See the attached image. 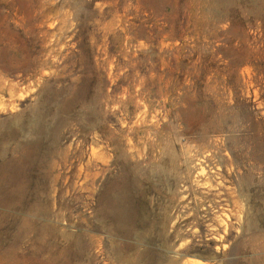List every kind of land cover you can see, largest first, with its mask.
<instances>
[{
	"label": "rangeland",
	"instance_id": "1",
	"mask_svg": "<svg viewBox=\"0 0 264 264\" xmlns=\"http://www.w3.org/2000/svg\"><path fill=\"white\" fill-rule=\"evenodd\" d=\"M21 112L48 127L29 166V231L0 215V264H264V0H0V119ZM149 127L172 163L156 150L138 162L154 222L137 228L149 239H120L97 215L120 174L109 137L143 156Z\"/></svg>",
	"mask_w": 264,
	"mask_h": 264
},
{
	"label": "bare ground",
	"instance_id": "2",
	"mask_svg": "<svg viewBox=\"0 0 264 264\" xmlns=\"http://www.w3.org/2000/svg\"><path fill=\"white\" fill-rule=\"evenodd\" d=\"M105 9V8H104ZM54 21V20H53ZM50 23V21H49ZM49 25V24H48ZM72 36V35H71ZM72 44V43H71ZM51 57V56H50ZM64 57V56H63ZM51 59V58H50ZM56 60V59H55ZM54 60V61H55ZM59 61V60H57ZM64 61V60H63ZM71 61V60H70ZM73 63V62H72ZM108 63V62H107ZM111 63V62H109ZM81 64V63H80ZM79 64V65H80ZM126 64V63H125ZM72 65V64H71ZM77 65V66H79ZM132 65V64H131ZM65 66V65H64ZM126 67V66H125ZM42 70V69H41ZM140 70V69H139ZM142 71V70H141ZM121 72V71H120ZM159 72V71H158ZM79 73V72H78ZM90 73V72H88ZM43 74V73H42ZM81 74V73H80ZM160 74V73H159ZM158 74V75H159ZM111 75V74H110ZM157 75V74H156ZM77 76V75H76ZM157 77V76H156ZM52 78V77H51ZM149 78V77H148ZM110 79V78H109ZM127 79V78H126ZM50 80V78H49ZM74 80V78H73ZM115 80V79H114ZM138 80V78H137ZM151 80V79H150ZM149 80V81H150ZM155 80V79H154ZM165 80V79H164ZM146 81V80H145ZM166 81V80H165ZM165 81H162L165 82ZM116 82V81H115ZM151 82V81H150ZM157 82V81H156ZM152 83V82H151ZM150 83V85H151ZM154 83V82H153ZM152 83V84H153ZM77 84V83H76ZM227 84V83H226ZM75 85V84H74ZM107 85V84H106ZM124 85V84H123ZM119 86V85H118ZM117 86V87H118ZM136 86V85H135ZM158 86V85H157ZM165 86V85H164ZM73 87V86H72ZM113 87V86H112ZM150 87V86H149ZM163 87V86H162ZM166 87V86H165ZM137 88V86H136ZM135 88V89H136ZM148 88V87H147ZM134 89V88H133ZM160 89V88H159ZM120 90V88H119ZM118 90V91H119ZM123 90V89H122ZM126 90V89H125ZM156 90V89H155ZM158 90V89H157ZM163 90V88H162ZM166 90V89H165ZM183 90V89H182ZM169 92V90L167 89ZM227 91V90H226ZM136 92V91H135ZM155 92V91H154ZM159 93L161 91H158ZM185 92V91H183ZM187 92V91H186ZM64 93V92H63ZM121 93V92H120ZM119 93V94H120ZM165 93V91H164ZM58 95V94H57ZM158 95V94H157ZM165 95V94H164ZM178 95V94H177ZM163 96V95H162ZM222 96V95H221ZM39 97V96H38ZM156 98V97H155ZM158 98V97H157ZM230 98V97H229ZM171 99V98H170ZM229 100V99H228ZM153 101V100H151ZM155 101V100H154ZM139 102V101H138ZM231 102V100H230ZM242 102V101H241ZM38 103V102H37ZM48 103V102H47ZM129 104V103H127ZM185 105V104H184ZM46 106V105H45ZM129 106V105H128ZM114 107V106H113ZM111 108V107H110ZM129 108V107H128ZM81 109V108H79ZM202 109V108H201ZM15 110V109H14ZM70 112V111H69ZM68 112V114H69ZM118 112V111H117ZM129 112V111H128ZM62 114V113H61ZM75 114V113H74ZM131 114V113H129ZM147 114V110L144 111L143 117ZM179 114V113H178ZM40 115V114H39ZM47 115V114H46ZM77 115V114H76ZM41 117V116H40ZM44 117V116H43ZM142 117V119H143ZM112 118V117H111ZM117 118V117H116ZM118 119V118H117ZM116 119V120H117ZM46 120V119H45ZM41 121V120H40ZM40 121H35V118L29 116V112H21L18 114L10 115L7 118L0 119V207L3 208V212L0 211V215L3 218L6 215V212H12L17 217V222L19 223V231L25 233L29 231V166L41 165V161L38 160L39 156L35 158L40 152H38L41 146V138H43V133L47 131L41 124ZM56 121V120H55ZM59 122V121H58ZM89 122V121H88ZM163 122V121H162ZM247 122V121H246ZM245 122V123H246ZM57 123V122H56ZM63 123V122H62ZM153 124V123H152ZM258 124V123H257ZM108 125V124H107ZM255 125V124H254ZM52 126V125H51ZM56 126V125H55ZM114 126V125H113ZM123 126V125H122ZM161 126V125H160ZM174 126V125H173ZM250 126V125H249ZM53 127V126H52ZM62 127V125H61ZM64 127V126H63ZM60 128V127H59ZM182 128V127H181ZM229 128V127H228ZM258 128V127H257ZM52 129V128H51ZM158 127L152 129L149 127L147 130L142 131L146 133L147 139L141 136L142 144L144 150V155H138L132 150H126V148L119 146L116 143L115 139L109 137L110 144L112 145L111 151L113 155V162L120 166V174L116 177L113 176L104 182L102 189L97 194V215L104 218V221L108 222L110 225L107 226L106 230L120 239L123 237H131L133 239H149L146 237L144 231L139 232L137 228H146L147 226L151 227L154 221L150 217L151 213L148 207L146 193L144 190L139 188V175H142L138 167V162L143 160L144 156H148L151 151L156 150V155L154 156L157 163H165L171 166V155L172 153L167 151L165 144L162 143V137L157 134ZM113 130V129H112ZM181 130V129H180ZM183 130V129H182ZM185 131V130H183ZM182 131V132H183ZM77 132V131H76ZM138 132L137 128H131L128 132L132 134ZM172 132V131H171ZM254 132V131H253ZM48 133V132H47ZM37 135L34 140H29V135ZM256 134V133H255ZM54 135V136H52ZM52 140L50 144H46L45 152L52 153L54 155L57 145L58 132L52 134ZM172 135V134H171ZM250 135V134H249ZM173 136V135H172ZM144 138V140H143ZM186 139V137H184ZM95 139V137H94ZM179 139V138H178ZM259 139V138H258ZM172 140V139H171ZM176 140V139H175ZM197 140V139H196ZM249 140V139H248ZM252 140V139H251ZM79 141V139H78ZM157 141V142H156ZM49 142V139L46 141ZM173 142V141H172ZM180 142V141H179ZM252 142V141H251ZM65 143V142H64ZM174 144V143H173ZM76 145V144H74ZM255 145V144H254ZM66 146V145H65ZM130 146V145H129ZM212 146V145H211ZM220 146V145H219ZM59 147V146H58ZM63 147V146H62ZM86 148V147H85ZM44 149V148H43ZM74 149V148H73ZM207 149V148H206ZM66 149L63 148L61 153H65ZM103 150V149H102ZM59 153V151L57 152ZM128 153V154H127ZM108 154V153H107ZM60 155V153H59ZM129 155V156H128ZM226 155V154H225ZM58 156V155H57ZM183 156V155H182ZM198 156V155H197ZM41 157V156H40ZM128 157V158H127ZM130 159L131 162L128 161ZM139 157V158H138ZM225 157V156H224ZM62 160L66 159V155L62 154ZM94 158V157H93ZM97 158V157H95ZM138 158V159H136ZM182 158V157H181ZM52 159V157H51ZM76 159V158H75ZM79 160V159H77ZM54 161V159H53ZM92 162V161H91ZM77 163V162H76ZM180 163V161H179ZM54 164V162H53ZM64 164V163H63ZM79 164V163H78ZM106 164V163H105ZM197 164V163H196ZM200 165L199 163L197 166ZM35 166V165H34ZM93 166V165H92ZM108 166V165H107ZM183 166V165H182ZM67 167V166H66ZM94 167V166H93ZM102 167V166H101ZM91 168V167H90ZM100 168V167H99ZM118 168V167H117ZM191 168V167H190ZM233 168V167H231ZM46 169V168H45ZM50 169L52 166L50 165ZM76 169V168H75ZM93 169V168H92ZM96 169V168H95ZM101 169V168H100ZM135 169L137 171H135ZM160 169V168H159ZM180 169V168H179ZM201 172L203 168L199 166ZM102 170V169H101ZM205 170V169H204ZM103 171V170H102ZM215 171V170H214ZM217 171V170H216ZM260 171V170H259ZM55 172V171H54ZM110 172V171H109ZM162 176L167 182L171 178L172 184L177 182V176L169 174L167 177L164 170L160 171ZM198 172V171H197ZM189 173V172H188ZM218 173V172H217ZM87 174V173H86ZM85 174V175H86ZM171 174V175H170ZM196 174V173H195ZM101 175V174H100ZM51 176V175H50ZM143 176H147V173L144 172ZM183 176V175H182ZM56 177V176H54ZM80 177V176H79ZM83 177V176H82ZM93 177V176H92ZM188 177V176H187ZM251 177V176H250ZM53 178V177H52ZM60 179V178H59ZM219 179V178H218ZM35 180V179H34ZM33 180V181H34ZM68 181V180H66ZM79 181V180H78ZM226 181V180H225ZM155 182V181H154ZM63 183V182H62ZM75 183V182H73ZM78 183V182H77ZM84 184V183H83ZM138 184V185H137ZM158 184V183H157ZM182 184V183H181ZM190 184V183H189ZM37 185V184H36ZM78 185V184H77ZM76 185V186H77ZM91 186V184H89ZM183 185V184H182ZM49 186V185H48ZM148 186V185H147ZM61 187V186H60ZM136 189V191H131L132 195L128 192L131 188ZM198 187V186H197ZM46 188V187H45ZM41 189V188H40ZM182 189V188H180ZM192 190V187L189 191ZM39 191V189H38ZM91 191V190H90ZM170 192L169 196V205L173 204L175 199V191L168 190ZM227 191V190H226ZM94 192V191H93ZM52 193V192H51ZM65 193V192H64ZM191 193V192H190ZM189 193V194H190ZM54 194V193H53ZM63 194V193H62ZM94 194V193H93ZM222 194V193H221ZM91 195V194H90ZM130 195V196H129ZM212 195V194H211ZM223 195V194H222ZM191 196V195H190ZM216 196V195H215ZM226 196V195H225ZM77 197V196H76ZM153 197V196H152ZM218 197V196H217ZM220 198V197H219ZM87 199V198H86ZM89 199V198H88ZM77 200V199H76ZM151 200V199H150ZM221 201V200H220ZM224 201V200H223ZM218 202V201H217ZM89 203V202H88ZM195 203V202H194ZM85 204V203H84ZM87 204V203H86ZM150 204V203H149ZM82 205V204H81ZM91 205V204H89ZM151 205V204H150ZM179 205V204H178ZM229 208V207H228ZM38 208V205L36 206ZM225 209V208H224ZM42 214H46L49 211V207L46 204L42 210ZM91 211V209H90ZM168 209L165 207L160 214L158 220V227L162 231L165 230L167 222L169 220V215L167 214ZM181 212V211H180ZM90 213V212H89ZM182 213V212H181ZM40 214V212H38ZM195 214V213H194ZM197 214V213H196ZM198 215V214H197ZM75 216V214H74ZM92 216V215H90ZM9 217V216H8ZM82 217V216H81ZM197 217V216H196ZM83 219V218H81ZM98 220V219H97ZM103 220V219H102ZM197 220V218H196ZM62 221V220H61ZM77 221V220H76ZM96 221V220H95ZM225 221V219H224ZM0 222L4 225H7L5 220ZM70 222V221H69ZM74 222V220H73ZM199 222V221H198ZM197 222V223H198ZM99 223V222H98ZM170 223V222H169ZM200 223V222H199ZM101 224V223H100ZM73 225V224H72ZM71 225V226H72ZM88 225V223H87ZM93 225V224H92ZM91 225V226H92ZM195 225V224H194ZM69 226V225H68ZM203 226V225H202ZM192 227V225H191ZM190 227V228H191ZM67 228V226H66ZM70 228V227H69ZM90 228V227H89ZM46 229V227H45ZM101 229V228H100ZM210 229V228H209ZM91 230V229H90ZM169 230V229H168ZM187 230V229H186ZM226 230V229H225ZM99 231V230H97ZM96 232V231H95ZM102 232V231H100ZM105 232V231H104ZM187 232V231H186ZM90 233V232H89ZM146 233V232H145ZM161 233V234H162ZM104 234V233H103ZM101 234V235H103ZM89 235V234H88ZM98 234H96L97 236ZM159 235V234H158ZM179 235V234H178ZM182 235V234H181ZM191 235V234H190ZM67 236V235H66ZM100 236V235H99ZM184 236V235H183ZM189 236V235H188ZM193 236V235H192ZM206 236V235H205ZM75 244L78 246L81 242V236L72 235ZM106 237V236H105ZM136 237V238H135ZM177 237V236H176ZM179 237V236H178ZM186 237V236H185ZM212 237V236H211ZM210 237V238H211ZM226 237V236H225ZM156 238V237H155ZM162 235L158 236V239H161ZM188 238V237H187ZM100 239V238H99ZM212 239V238H211ZM228 239V238H227ZM98 240V239H97ZM215 240V239H214ZM221 240V239H220ZM225 240V239H224ZM96 241V240H95ZM125 241V240H124ZM129 241V240H128ZM213 241V240H211ZM120 242V240H119ZM141 242V241H140ZM108 243V242H107ZM134 243V242H133ZM100 244V243H99ZM176 244V243H175ZM178 244V243H177ZM170 245V244H169ZM191 245V244H190ZM96 247V246H95ZM114 249L116 245H113ZM120 247V245H119ZM133 247V246H132ZM110 248V246H109ZM130 248V247H129ZM194 248V247H193ZM131 249V248H130ZM153 249V248H152ZM15 250V249H14ZM149 250V249H148ZM157 250V249H156ZM137 251V250H136ZM153 252V251H152ZM187 252V251H186ZM185 252V253H186ZM105 254V252H104ZM181 254V253H180ZM100 255V254H99ZM103 255V254H102ZM155 255V254H154ZM177 255V254H176ZM193 255V254H192ZM185 256V254H184ZM105 257V256H104ZM155 257V256H154ZM157 259V258H156ZM173 259V258H172ZM106 262V259L104 260ZM135 262V261H134ZM140 262V261H139ZM153 261H151L152 263ZM90 263V262H89ZM117 263V262H116ZM155 263V262H154ZM113 264V263H112ZM120 264V263H118ZM191 264V263H190Z\"/></svg>",
	"mask_w": 264,
	"mask_h": 264
}]
</instances>
